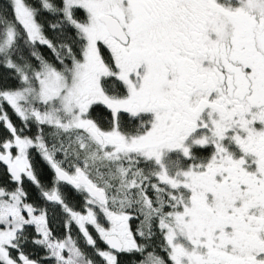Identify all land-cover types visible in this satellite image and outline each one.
<instances>
[{
  "label": "snow or ice",
  "instance_id": "1",
  "mask_svg": "<svg viewBox=\"0 0 264 264\" xmlns=\"http://www.w3.org/2000/svg\"><path fill=\"white\" fill-rule=\"evenodd\" d=\"M0 264H264V0L0 3Z\"/></svg>",
  "mask_w": 264,
  "mask_h": 264
},
{
  "label": "trees",
  "instance_id": "2",
  "mask_svg": "<svg viewBox=\"0 0 264 264\" xmlns=\"http://www.w3.org/2000/svg\"><path fill=\"white\" fill-rule=\"evenodd\" d=\"M4 2V0H0V3H3Z\"/></svg>",
  "mask_w": 264,
  "mask_h": 264
}]
</instances>
